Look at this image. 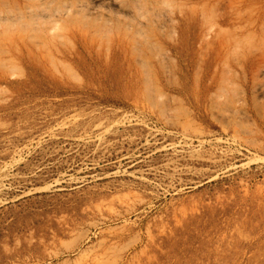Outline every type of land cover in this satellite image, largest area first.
<instances>
[{"label": "rangeland", "instance_id": "rangeland-1", "mask_svg": "<svg viewBox=\"0 0 264 264\" xmlns=\"http://www.w3.org/2000/svg\"><path fill=\"white\" fill-rule=\"evenodd\" d=\"M0 264H264V0H0Z\"/></svg>", "mask_w": 264, "mask_h": 264}, {"label": "bare ground", "instance_id": "bare-ground-1", "mask_svg": "<svg viewBox=\"0 0 264 264\" xmlns=\"http://www.w3.org/2000/svg\"><path fill=\"white\" fill-rule=\"evenodd\" d=\"M256 108V107H255Z\"/></svg>", "mask_w": 264, "mask_h": 264}]
</instances>
